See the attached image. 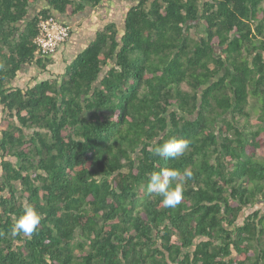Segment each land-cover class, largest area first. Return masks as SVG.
<instances>
[{"label":"trees","instance_id":"16d2710c","mask_svg":"<svg viewBox=\"0 0 264 264\" xmlns=\"http://www.w3.org/2000/svg\"><path fill=\"white\" fill-rule=\"evenodd\" d=\"M35 1L0 0V264H264L263 0H138L20 86L49 71L40 18L102 0ZM170 138L185 155H154ZM165 168L193 171L174 208L146 190Z\"/></svg>","mask_w":264,"mask_h":264},{"label":"crops","instance_id":"0c3cea01","mask_svg":"<svg viewBox=\"0 0 264 264\" xmlns=\"http://www.w3.org/2000/svg\"><path fill=\"white\" fill-rule=\"evenodd\" d=\"M137 1L138 0H102L96 6H85L81 12L71 17L52 10V16L55 19L70 26L71 31L69 38L50 56L51 60L47 65V69L49 70L47 73L35 65H32L29 66V71H35L36 73L39 71L38 76L22 75L24 74V70H27L25 68L19 73L18 78L13 81V84L19 81V79L27 77L29 81H38L39 79L48 77L47 74L62 73L66 64L88 46L95 38L96 32L105 24L114 23L120 30L123 29L125 13L130 6L136 4ZM47 7H49L47 0H36L29 8L30 16ZM28 80L27 82L25 80L22 81L28 83Z\"/></svg>","mask_w":264,"mask_h":264},{"label":"clouds","instance_id":"9594fccd","mask_svg":"<svg viewBox=\"0 0 264 264\" xmlns=\"http://www.w3.org/2000/svg\"><path fill=\"white\" fill-rule=\"evenodd\" d=\"M51 56V55H50ZM190 141L186 139L170 138L160 146L152 149L154 155L165 158H178L189 150ZM193 178L191 168H185L183 172L175 169H162L150 174L146 190L150 194L162 197L161 203L164 207H176L183 198V185ZM42 220L41 214L31 205L23 208L22 214L18 216L11 229L13 237L23 233L31 236L38 228Z\"/></svg>","mask_w":264,"mask_h":264},{"label":"built area","instance_id":"2783aa9c","mask_svg":"<svg viewBox=\"0 0 264 264\" xmlns=\"http://www.w3.org/2000/svg\"><path fill=\"white\" fill-rule=\"evenodd\" d=\"M39 33L34 39L36 54L53 55L58 47L70 36V26L52 16L41 17L38 23Z\"/></svg>","mask_w":264,"mask_h":264},{"label":"rangeland","instance_id":"374dc122","mask_svg":"<svg viewBox=\"0 0 264 264\" xmlns=\"http://www.w3.org/2000/svg\"><path fill=\"white\" fill-rule=\"evenodd\" d=\"M263 5H264V0H263ZM26 69L27 70H24V74H22V75H24V76H28V75H35L34 77H37L38 76V73H39V71H38V73H36L35 71L34 72H30L29 71V66H28V68L26 67ZM26 72V73H25ZM56 74V73H55ZM57 75V74H56ZM33 77V78H34ZM28 78V77H27ZM27 78H23V79H19V81H17V82H15V84H17V85H24V81H22V80H25L26 82H27ZM33 82V80L31 81H29L28 80V83H32ZM26 84V83H25ZM253 102H254V99L253 98H250V103L247 105V107H246V111L250 114L249 116V121L246 123L247 124V126H250V124H252L251 122H253V121H255L256 120V118H257V116L259 115V109H257V108H253L254 106H253ZM258 207H262V204H259L258 205ZM264 207V206H263Z\"/></svg>","mask_w":264,"mask_h":264}]
</instances>
